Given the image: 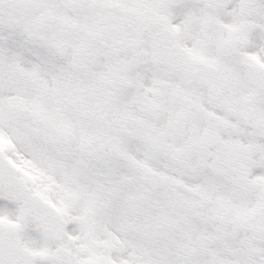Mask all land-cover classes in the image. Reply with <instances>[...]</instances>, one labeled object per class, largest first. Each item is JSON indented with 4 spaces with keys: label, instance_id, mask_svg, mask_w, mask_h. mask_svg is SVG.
<instances>
[{
    "label": "snow or ice",
    "instance_id": "1",
    "mask_svg": "<svg viewBox=\"0 0 264 264\" xmlns=\"http://www.w3.org/2000/svg\"><path fill=\"white\" fill-rule=\"evenodd\" d=\"M0 264H264V0H0Z\"/></svg>",
    "mask_w": 264,
    "mask_h": 264
}]
</instances>
